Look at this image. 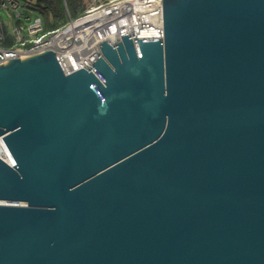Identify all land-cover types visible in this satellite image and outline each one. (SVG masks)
I'll return each mask as SVG.
<instances>
[{
    "label": "water",
    "instance_id": "water-1",
    "mask_svg": "<svg viewBox=\"0 0 264 264\" xmlns=\"http://www.w3.org/2000/svg\"><path fill=\"white\" fill-rule=\"evenodd\" d=\"M163 29L0 64V264H264V0Z\"/></svg>",
    "mask_w": 264,
    "mask_h": 264
},
{
    "label": "built area",
    "instance_id": "built-area-1",
    "mask_svg": "<svg viewBox=\"0 0 264 264\" xmlns=\"http://www.w3.org/2000/svg\"><path fill=\"white\" fill-rule=\"evenodd\" d=\"M36 2L0 0V64L53 50L65 72L70 73L93 64L103 41L116 44L124 35L163 37V0H108L54 31L46 30ZM64 6L70 14L67 0ZM0 150L4 155L9 152L3 137Z\"/></svg>",
    "mask_w": 264,
    "mask_h": 264
},
{
    "label": "trees",
    "instance_id": "trees-1",
    "mask_svg": "<svg viewBox=\"0 0 264 264\" xmlns=\"http://www.w3.org/2000/svg\"><path fill=\"white\" fill-rule=\"evenodd\" d=\"M38 10L43 14L45 28L47 31H54L64 26L70 18H77L86 11L84 7H79L75 2H68L70 14L67 13L64 0H36ZM108 0H104L106 3ZM101 3V4H104ZM100 4V5H101ZM71 6V7H70Z\"/></svg>",
    "mask_w": 264,
    "mask_h": 264
},
{
    "label": "rangeland",
    "instance_id": "rangeland-1",
    "mask_svg": "<svg viewBox=\"0 0 264 264\" xmlns=\"http://www.w3.org/2000/svg\"><path fill=\"white\" fill-rule=\"evenodd\" d=\"M68 2H75L79 7H84L86 11L83 14H86L87 11L99 6L101 3H104V0H68ZM6 20L8 21L9 18L6 17Z\"/></svg>",
    "mask_w": 264,
    "mask_h": 264
},
{
    "label": "bare ground",
    "instance_id": "bare-ground-1",
    "mask_svg": "<svg viewBox=\"0 0 264 264\" xmlns=\"http://www.w3.org/2000/svg\"><path fill=\"white\" fill-rule=\"evenodd\" d=\"M0 156L2 158H4L5 160H9L10 159V153L8 152L7 154H3L2 151L0 150Z\"/></svg>",
    "mask_w": 264,
    "mask_h": 264
}]
</instances>
